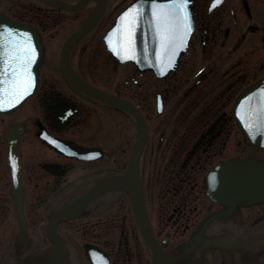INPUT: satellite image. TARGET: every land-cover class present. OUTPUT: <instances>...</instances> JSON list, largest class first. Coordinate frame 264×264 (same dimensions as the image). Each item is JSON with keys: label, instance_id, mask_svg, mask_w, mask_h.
Segmentation results:
<instances>
[{"label": "flooded vegetation", "instance_id": "flooded-vegetation-1", "mask_svg": "<svg viewBox=\"0 0 264 264\" xmlns=\"http://www.w3.org/2000/svg\"><path fill=\"white\" fill-rule=\"evenodd\" d=\"M56 1L70 9L0 0V14L39 30L45 53L34 95L0 113V263L50 248L53 231L70 264H264V202L233 203L225 185L230 166L252 188L248 200L260 197L254 174L264 150L247 142L235 106L264 78V0H190L188 47L166 75L148 67L163 62L157 35L146 34L144 44L141 30L122 42L113 32L110 49L105 36L127 9L170 0ZM99 9L65 60L82 82L126 108L75 89L62 71L69 40ZM137 23L129 17L127 28H143ZM131 110L146 133L137 164L142 217L124 185L141 135ZM254 150L257 163H230L249 161ZM217 177L224 198L213 200ZM19 203L36 234L20 258ZM68 204L76 216L63 213L48 226ZM230 241L241 249H229Z\"/></svg>", "mask_w": 264, "mask_h": 264}, {"label": "water", "instance_id": "water-1", "mask_svg": "<svg viewBox=\"0 0 264 264\" xmlns=\"http://www.w3.org/2000/svg\"><path fill=\"white\" fill-rule=\"evenodd\" d=\"M40 1L56 7H63L67 10L70 9V7H65L56 0ZM101 10H95L84 28L69 40L64 51L63 62L61 65L62 71L65 78L75 89H81L88 94L126 108L121 101L110 95L99 94L96 90L81 82L70 68L67 60H65V54L69 52L72 45L80 41L91 29H93L101 16ZM136 11L138 13L137 24L143 28H134L133 30L132 28H127L128 19L132 16V14L130 13L129 16H124L125 12L119 17L117 25L114 28L116 30L115 32L121 35L120 41L122 42L124 41V36L127 35L129 31L134 33V31L137 30V32L140 33L141 30L144 35V44L146 37H148L150 33H152L154 37L157 35L159 50L158 56L162 57L163 62H159L158 64L153 63L152 65L155 66L151 67L162 69L164 73L169 71L174 67L179 56L186 49L187 41L192 30L191 28L190 31H187L185 27V16H189L191 21V13L188 6H184L183 11H181L173 3H171V1L163 3H143L137 5ZM122 17L123 19H121ZM164 17H167L166 21ZM162 24L164 25V28H160ZM146 34L148 36H146ZM109 38V36L106 38L108 43ZM132 45L134 44L132 43ZM43 53V45L37 28L30 25L14 23L7 17L0 15V69H2V71H0V96H3L4 98V102L0 103V113H6L17 109L22 106L26 99L35 92L38 85L40 67L43 63ZM131 112L141 124V135L140 141H138V149L134 152L132 157V171L127 177L124 185L129 186L130 189L125 188L131 196L137 216H141L139 214L140 207L138 205V203H140V196L136 187L138 184L137 164L142 140L144 139V129L142 127V120L139 117V114L136 111L134 112V110H131ZM236 114L238 115L239 122L242 125L241 128L243 129L244 134L247 135L249 141H251L255 147L260 145V147L264 148V79L254 84L240 96L236 106ZM246 160H236L230 163L239 165L240 167L250 161L252 163L258 162L255 155L250 156L249 161ZM256 167L257 171H255L256 173L254 175L260 178L258 188L259 193L261 194L259 196L261 197L264 194V162ZM229 170L230 166L228 168L227 183H225L228 188L226 192V199L228 198L229 201H233L234 203L239 201H250L248 200V195H253L251 194L253 192L252 188L246 186V181L242 177L241 173V178H239L237 173L230 172ZM219 180L220 178L218 177L214 178L211 183L212 186L214 185L215 189L214 197L223 199L224 194L220 188ZM242 183H244V185ZM73 194L74 193L71 192L69 196L72 197ZM260 197L253 196V199L251 200L260 199ZM18 205L21 231L18 234L14 248L20 258L23 255V251L28 249V244L35 238L36 234L35 232L30 231L28 224L25 222L23 205L21 203ZM75 207L76 206L73 204H68L66 207L52 214L54 215H51L52 222H54L63 213L65 215H62V219H69L76 216ZM50 225L51 224L48 226ZM53 227L54 224L51 226V230ZM50 237L53 241V246L36 254L31 259H23L17 264H70L67 247L64 241L53 231L52 234H50ZM195 241L197 242L196 239ZM236 246L238 248H236ZM228 248L234 251L241 249L238 244L236 245L235 241L228 242Z\"/></svg>", "mask_w": 264, "mask_h": 264}, {"label": "snow or ice", "instance_id": "snow-or-ice-1", "mask_svg": "<svg viewBox=\"0 0 264 264\" xmlns=\"http://www.w3.org/2000/svg\"><path fill=\"white\" fill-rule=\"evenodd\" d=\"M190 2V0H171V3H173L177 8H179L181 11H183L184 6H186L188 3ZM221 0H216V3H220ZM213 7H215V4L213 5ZM137 6H133V8L129 9L124 16H129V14L131 13V20L134 22L137 19L138 13L136 11ZM123 19V17L121 18ZM165 21L167 20V17H164ZM185 27L187 31L191 30L192 24L190 21L189 16H185ZM114 32L116 31L115 29L113 30ZM34 51V50H33ZM0 71H2V69H0ZM4 102V98L3 96H0V103Z\"/></svg>", "mask_w": 264, "mask_h": 264}, {"label": "bare ground", "instance_id": "bare-ground-1", "mask_svg": "<svg viewBox=\"0 0 264 264\" xmlns=\"http://www.w3.org/2000/svg\"><path fill=\"white\" fill-rule=\"evenodd\" d=\"M36 1H39L40 2V0H36ZM67 10V9H66ZM86 25V24H85ZM84 25V26H85ZM84 26H83V28H84ZM82 28V29H83ZM40 33V32H39ZM87 36V34L84 36V37H86ZM40 37H41V33H40ZM41 41H42V37H41ZM42 43H43V41H42ZM44 48V47H43ZM44 51V50H43ZM44 54V57H45V53H43ZM44 57H43V61H44ZM30 97H32V96H30ZM29 97V98H30ZM29 98H27L26 99V101L29 99ZM133 117L135 118V120L137 119L134 115H133ZM237 119H238V115H237ZM239 120V119H238ZM240 123V122H239ZM240 126V128H241V124L239 125ZM243 130V129H242ZM143 137H146V133H144L143 134ZM245 138H246V140H247V142L250 144V145H253V143L251 142V141H249V139H248V137H247V135L245 134ZM143 142H144V139L142 140V145H141V147L143 146ZM57 147H58V145H57ZM258 148L257 149H259V150H264V148L263 147H260V145H258L257 146ZM257 153V150H254V151H252V153H251V156H253V155H255ZM256 158L258 159V157L256 156ZM233 162V161H232ZM210 188L212 187V183H211V186H209ZM212 190H213V188H212ZM211 195H212V199L213 200H215V199H218V198H213V191L210 193ZM231 202H233V201H231ZM262 202H264V198H260V199H255V200H250V201H245V202H243V206L244 207H246V206H249V205H251V204H259V203H262ZM234 203V202H233ZM19 214V213H18ZM70 219V218H69ZM49 224H52V218H51V221H50V223ZM35 240V238L28 244V249L31 247V245L33 244V241ZM16 241H17V238H16ZM16 241H15V244H16ZM14 247H15V245H14ZM25 251H23V253H24Z\"/></svg>", "mask_w": 264, "mask_h": 264}, {"label": "rangeland", "instance_id": "rangeland-1", "mask_svg": "<svg viewBox=\"0 0 264 264\" xmlns=\"http://www.w3.org/2000/svg\"><path fill=\"white\" fill-rule=\"evenodd\" d=\"M68 24H72V25H74L75 23H74V21H73V23H71V21L69 20V23ZM66 27H69L68 25H66Z\"/></svg>", "mask_w": 264, "mask_h": 264}]
</instances>
